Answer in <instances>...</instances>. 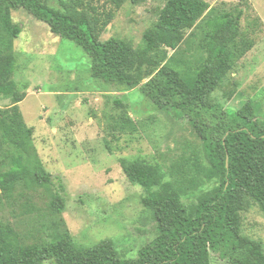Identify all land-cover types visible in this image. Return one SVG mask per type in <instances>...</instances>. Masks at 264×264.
<instances>
[{"label":"trees","instance_id":"trees-1","mask_svg":"<svg viewBox=\"0 0 264 264\" xmlns=\"http://www.w3.org/2000/svg\"><path fill=\"white\" fill-rule=\"evenodd\" d=\"M57 1L54 7L48 0H0V97L11 103L0 108V212L16 204V193L21 214L29 213L30 192L41 190L47 213L56 219L39 226L37 234H24L0 219V264H212V253L227 264H264L262 241L242 233L241 216L256 204L264 217V113L250 101L233 110L213 97L255 45L252 34L261 29V19H250L243 31L244 10L237 6L164 0L134 47L100 36L115 10L146 0H107L108 10L93 0ZM17 8L80 46L90 59L92 78L120 92L139 90L155 110L186 118L200 141V152L176 169L143 157L119 159L127 181L143 188L141 202L155 222L154 237L136 258L121 257L110 237L92 245L77 242L59 219L65 187L46 169L33 127L19 109L28 83L13 79L14 41L22 31L13 19ZM117 104L123 107L122 101ZM118 124L133 127L124 108ZM208 183L213 185L202 189Z\"/></svg>","mask_w":264,"mask_h":264},{"label":"rangeland","instance_id":"rangeland-1","mask_svg":"<svg viewBox=\"0 0 264 264\" xmlns=\"http://www.w3.org/2000/svg\"><path fill=\"white\" fill-rule=\"evenodd\" d=\"M206 1L211 6L223 3L227 9L237 6L244 10L243 31L250 19H261V29L252 34L255 45L229 70L224 86L213 97L233 110L250 101L263 114L264 0ZM48 3L58 6L57 0ZM163 3L126 2L115 10L100 39L115 37L136 47ZM93 4L101 10L110 8L107 0H93ZM12 13L22 29L14 41L13 79L28 83L19 109L26 124L33 127L34 145L46 169L62 178L66 206L59 219L77 242L92 245L110 237L121 257L136 258L140 247L154 237L155 222L141 202L143 188L127 181L119 159L143 157L176 169L186 158L193 159L192 152H200V141L186 118L155 110L139 90L120 92L92 78L88 55L73 41L52 33L45 22L23 8ZM226 92H232L231 97ZM120 101L133 119V127L116 125L122 111ZM10 104L0 97V108ZM30 194L29 213L21 214V199L15 193L16 204L6 206L0 219L10 221L24 234H37L39 226L56 219L47 213L48 199L41 190ZM241 216L242 233L262 241L264 248V217L259 207L250 204ZM211 262L227 264L214 253Z\"/></svg>","mask_w":264,"mask_h":264}]
</instances>
